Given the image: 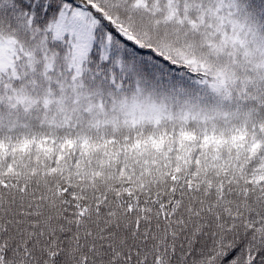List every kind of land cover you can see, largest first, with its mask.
<instances>
[{
	"label": "snow or ice",
	"instance_id": "obj_1",
	"mask_svg": "<svg viewBox=\"0 0 264 264\" xmlns=\"http://www.w3.org/2000/svg\"><path fill=\"white\" fill-rule=\"evenodd\" d=\"M0 264H264V0H0Z\"/></svg>",
	"mask_w": 264,
	"mask_h": 264
}]
</instances>
